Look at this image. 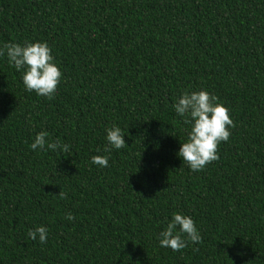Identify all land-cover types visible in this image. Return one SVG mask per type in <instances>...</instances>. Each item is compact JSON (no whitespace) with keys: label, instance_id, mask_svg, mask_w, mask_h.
Wrapping results in <instances>:
<instances>
[{"label":"trees","instance_id":"obj_1","mask_svg":"<svg viewBox=\"0 0 264 264\" xmlns=\"http://www.w3.org/2000/svg\"><path fill=\"white\" fill-rule=\"evenodd\" d=\"M26 41L63 75L37 96L0 56V264H264V0H0V48ZM201 89L233 127L193 172L172 105ZM113 124L127 146L94 165ZM40 131L70 151L33 152ZM174 212L200 243L159 246Z\"/></svg>","mask_w":264,"mask_h":264},{"label":"clouds","instance_id":"obj_2","mask_svg":"<svg viewBox=\"0 0 264 264\" xmlns=\"http://www.w3.org/2000/svg\"><path fill=\"white\" fill-rule=\"evenodd\" d=\"M0 56H6L10 66L21 74L22 84L26 91L35 92L37 96L49 99L55 94L63 74L47 42L8 43L0 48ZM172 107L188 125L187 138L180 143L177 155L191 171L199 172L206 164L218 159V145L229 140L231 135L229 129L233 127L229 110L218 101L217 97L204 89L182 92ZM125 136L124 130L116 124L107 128L105 136L107 145L104 149L106 154L92 156L91 163L100 167H108L112 150H120L127 146ZM30 149L33 152L66 153L70 151V145L64 143L59 137L51 140L47 131H40L34 136ZM58 196L63 199L65 193L60 191ZM65 219L72 222L75 217L69 212ZM28 236L34 241L38 237L39 242L45 244L48 229L43 225L37 226L29 229ZM157 240L161 248L179 251L189 243H200L202 237L191 216L174 212L166 227L159 232Z\"/></svg>","mask_w":264,"mask_h":264}]
</instances>
